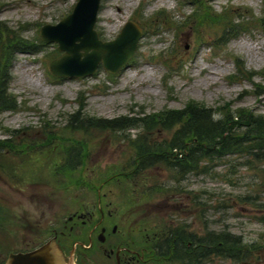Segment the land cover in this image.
<instances>
[{
    "label": "rangeland",
    "instance_id": "1",
    "mask_svg": "<svg viewBox=\"0 0 264 264\" xmlns=\"http://www.w3.org/2000/svg\"><path fill=\"white\" fill-rule=\"evenodd\" d=\"M77 1L0 0V22L14 29L25 26L24 36L34 39L40 37L43 25L57 24L71 13ZM197 1L201 0H102L96 29L104 41L115 39L129 20L148 26L156 19L166 21L164 13L157 17L162 10L169 18L168 22L144 32L136 55L117 74L101 65L87 77L58 79L50 71V62L62 54L55 42H44L45 47L39 53H17L11 67L10 89L18 97L21 109L0 116L3 125L0 138L11 136L7 130H19L22 137L41 142L40 138L46 137L43 128L48 125V131L55 130L59 137L65 138L53 143L68 145L72 141L66 138L71 136L86 139L89 157L74 175L88 180L95 179L102 170L120 168L129 162L132 150L128 139L136 137L141 128L116 135L101 130L71 134L65 129L67 116L79 108L81 98H86L88 115L107 118L138 115L140 106L145 108L144 114L183 109L190 100L212 108L233 102L234 109L246 107L264 114V78L261 75L253 76L252 80L244 76L234 81L229 78L238 74L237 60L251 71L264 68V30L260 25L264 0H206L217 11L235 8L242 21H251L221 51L212 44L221 35L219 29L210 26L200 35L185 25L188 16L198 8ZM169 59L172 72L165 64ZM183 62L181 71H175ZM177 128L162 133L157 129L148 136L162 140ZM21 161L15 155L3 160V166L6 169ZM208 169L184 178L165 166L149 171L152 172L149 186L165 189L164 193L155 192L150 199L164 207L157 221L185 223L190 228L196 227L201 235L205 229L241 235L245 241L261 245L260 252L256 251L244 264H264V162L229 155L209 164ZM17 170L22 173L23 166L18 165ZM26 179L19 182L0 171V205L6 218L0 226V260L12 251L48 240L51 227L60 228L74 211L97 200V189L84 185L69 184L71 189H66L61 184L53 187L49 182ZM60 180L63 184L68 182L62 176ZM121 187L120 191L116 186L119 198L126 194L122 192L125 184ZM109 189L110 186L105 187L103 192L110 194ZM206 264L240 263L213 256Z\"/></svg>",
    "mask_w": 264,
    "mask_h": 264
},
{
    "label": "trees",
    "instance_id": "2",
    "mask_svg": "<svg viewBox=\"0 0 264 264\" xmlns=\"http://www.w3.org/2000/svg\"><path fill=\"white\" fill-rule=\"evenodd\" d=\"M197 2L198 8L191 16H188L185 25H189L200 35H203V30L210 26L219 29L221 35L212 43L216 50L221 51L227 48L230 39L242 29H247L248 23L251 22L242 21L241 17L236 15L235 8L226 7L217 11L206 3V0ZM162 13L167 17L166 21L156 19L150 22L149 26L139 23L145 33L148 32L147 29L157 28L169 21L168 14L164 10L158 12L157 17H160ZM260 25L264 30V17L261 18ZM24 31L25 26L14 29L5 22H0V116L7 111L21 109L18 97L10 89L13 79L11 67L17 53H39L45 47V43L39 36L29 39L24 36ZM165 64L172 72L171 59ZM184 65V62L181 63L175 71H181ZM237 73L229 78L232 81L243 76L249 80H252L255 75H261L264 78V68L259 71L248 70L241 60H237ZM232 103L226 102L212 108L205 103L190 100L183 109H166L162 112L144 114L145 108L140 106L138 115L107 118L88 115L86 98H81L79 108L67 116L65 129H69L71 134H75L76 131L91 133L101 130L110 131L116 135L123 131L141 128L136 137L128 139L132 150L129 162L120 165V168L102 170L96 174L95 179L85 180L84 176L76 178L74 174L86 164L89 157L88 141L71 136L66 138L72 141L68 145L53 143V140L65 138L59 137V133L55 130L48 131L50 129L46 125L43 128L46 137L40 138L41 142H37L35 138L22 137L19 130H7L11 136L0 138V171L19 182L27 178L30 181L49 182L53 187L61 184L67 186L66 189H71L72 185H84L95 189L96 186L92 183L94 180L102 182L110 180L111 176L120 177L126 184L140 181L147 174L148 168L156 165L165 166L171 172L183 177L187 173L208 171L209 164H215L216 161L229 155L264 162V114L256 113L246 107L234 109ZM176 126L179 128L174 130L168 138L161 140L151 139L148 136L157 127L165 132V130H173ZM1 129L3 125L0 122ZM54 153L57 154L58 160ZM15 155L21 157V164L13 163L5 169L3 160L12 159ZM47 158L54 164H50L51 161L46 162ZM18 165L23 166L22 173L18 172ZM61 176L68 179L66 184L61 183ZM89 180L91 182H87ZM5 219L3 207L0 205V226ZM209 238L210 249L205 247L207 242L204 236L197 242L196 264L202 263L206 256L207 258L218 256L244 264L261 248L259 243H249L241 235L226 230L211 231Z\"/></svg>",
    "mask_w": 264,
    "mask_h": 264
},
{
    "label": "flooded vegetation",
    "instance_id": "3",
    "mask_svg": "<svg viewBox=\"0 0 264 264\" xmlns=\"http://www.w3.org/2000/svg\"><path fill=\"white\" fill-rule=\"evenodd\" d=\"M161 167L148 168L137 182L126 184L120 177L111 176L110 180L94 184L97 188L92 190L97 189V200L93 204L74 211L60 228L51 227L48 240L12 252H28L53 240L66 264H196L197 242L204 236L205 247L210 249L211 230L205 229L201 235L196 227L185 223L157 221L164 207L150 199L155 192L164 193L165 189L149 186L148 177L152 173L149 171ZM122 183V192L126 194L119 198L116 186L121 191ZM108 186L110 194L103 192ZM10 253L0 264H7ZM209 259L206 256L200 264Z\"/></svg>",
    "mask_w": 264,
    "mask_h": 264
},
{
    "label": "water",
    "instance_id": "4",
    "mask_svg": "<svg viewBox=\"0 0 264 264\" xmlns=\"http://www.w3.org/2000/svg\"><path fill=\"white\" fill-rule=\"evenodd\" d=\"M101 3L102 0H78L73 11L57 24H45L40 28L41 40L57 43L62 52L50 62L54 76L87 77L95 74L101 65L111 74H117L136 55L144 36L143 28L129 20L115 39L102 40L96 29ZM7 264L66 263L55 242L50 240L28 252L10 253Z\"/></svg>",
    "mask_w": 264,
    "mask_h": 264
},
{
    "label": "bare ground",
    "instance_id": "5",
    "mask_svg": "<svg viewBox=\"0 0 264 264\" xmlns=\"http://www.w3.org/2000/svg\"><path fill=\"white\" fill-rule=\"evenodd\" d=\"M250 50V49H249ZM251 51V50H250Z\"/></svg>",
    "mask_w": 264,
    "mask_h": 264
}]
</instances>
